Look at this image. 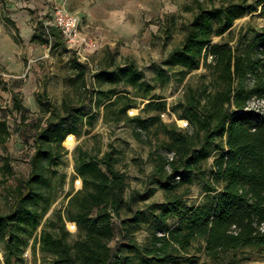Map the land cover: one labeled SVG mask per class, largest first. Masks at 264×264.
<instances>
[{
  "label": "trees",
  "instance_id": "trees-1",
  "mask_svg": "<svg viewBox=\"0 0 264 264\" xmlns=\"http://www.w3.org/2000/svg\"><path fill=\"white\" fill-rule=\"evenodd\" d=\"M209 1L210 6L201 0L184 5L185 11L195 13L184 28L181 45L164 60L168 67L181 70V82L189 72L200 68L206 71L202 75L206 80L197 87L187 86L183 102L173 107L178 117L188 120L189 128L183 131L161 122L160 113L169 110L163 101L146 104V109L157 112L153 116L128 118L138 135L159 123L169 139L152 174L155 183L166 192V201L150 204L148 213L138 210L122 221L124 227H135L153 218L150 242L140 246L130 232L128 241L116 251L110 247L115 235L114 215L127 205L126 177L117 168L119 158L114 149L102 156L78 150L74 155V177H80L84 187L70 200L76 212L68 214V220L76 223L79 238L69 242L71 232L61 215L60 234L42 230L38 242L41 250L52 256V264H210L189 255L197 243L207 258L219 264L224 255L243 248L264 253V111L250 106L252 100L264 101V30H233L236 20L246 15L259 10L264 17V0ZM6 21L14 23L8 17ZM45 28L49 37L35 33L32 40L50 43L55 49L66 46L61 32L53 26ZM216 37L229 40L214 41ZM71 62L97 112L87 109V96L77 104L63 101L58 105L38 99L41 117L30 122L34 152L29 160V174L18 177L10 189L9 211H0V242L6 264L12 257L23 260L25 247L48 210L52 174L66 154L62 143L67 135L80 138L90 133L101 107L108 111L124 101L114 114L116 121L121 120L133 100L123 95L119 86L131 87L144 96L155 88L144 80L134 60L118 64L109 54L105 66L94 73L95 86L89 90L88 65L79 57H73ZM12 94V109L23 115L20 95ZM9 136L8 122L0 118V145ZM215 143L218 153L212 163V179L205 184L204 200L189 205L178 190L194 182ZM0 171L4 176H16L8 156L3 157ZM41 204H45V209L39 210ZM171 219L175 221L168 224Z\"/></svg>",
  "mask_w": 264,
  "mask_h": 264
},
{
  "label": "rangeland",
  "instance_id": "rangeland-1",
  "mask_svg": "<svg viewBox=\"0 0 264 264\" xmlns=\"http://www.w3.org/2000/svg\"><path fill=\"white\" fill-rule=\"evenodd\" d=\"M201 1L211 5L209 0ZM214 1L218 3V0ZM185 4L194 5V0H0V118H6L10 130L8 140L0 145V166L3 157L8 156L16 172V176L9 177L0 171L1 212L10 209V189L17 184V178L27 177L30 171L29 160L34 152V132L30 122L41 117L38 99L51 100L58 105L63 101L77 104L87 96V109L97 112L88 97L89 93L78 81L77 72L72 67L73 57L79 56L89 67L86 75L89 90L95 86L94 73L105 66L104 61L109 54L114 55L118 64L134 60L142 70L144 80L155 87L149 95L144 96L136 89L119 86L123 95L133 100V105L127 108L121 120L116 121L114 114L124 101L110 107L108 111L101 107L90 133L80 138L73 134L67 135L62 143L67 150L66 154L56 173L52 174V188L47 195L48 210L25 247L23 260L12 257L10 264H52V256L41 250L38 237L44 229L60 234L59 216L70 221L68 214L76 212V206L70 200L84 187V183L82 189L80 185H75L77 177H74V155L78 150L102 156L106 151L114 149L119 158L117 168L126 177L127 205L120 214L114 215L115 235L109 242L110 247L116 251L122 243L128 241L130 232L138 245L150 242L154 231L153 218L135 227L128 224L124 227L122 221L132 217L138 210L148 213L150 204L159 205L166 201V192L155 183L152 174L158 155L165 154L169 139L159 123L138 135L128 118L137 115L143 118L153 116L157 112L153 108L146 109V104L152 100L163 101L169 108L164 113L172 114L163 117L160 113L161 122L183 131L189 128L181 127L177 121L181 117L173 111V107L183 102L187 86L197 87L206 80L202 76L206 71L200 68L189 72L181 82V70L164 64V60L181 45L186 34L184 28L195 13L185 11ZM57 7L67 8L79 16L80 46L76 47L66 40L65 47L55 49L50 47V43L41 44L39 40H32L35 33L42 36L45 33L49 37L45 26L53 19ZM7 17L14 23H8ZM240 28L264 30V17L259 10L246 15L236 20L233 26L235 33ZM224 40L229 39H214ZM12 92L20 95L23 115L12 109ZM250 106L264 111V101L252 100ZM23 116H26L25 121ZM70 135L74 137L68 139ZM217 144H213L211 154L201 163L194 182L178 190L189 205L204 200L205 184L212 179L211 169L218 153L215 150ZM43 209L45 204L39 206V210ZM174 221L171 219L168 224ZM78 238L79 232L75 231L71 232L68 240L72 243ZM199 246V243L195 244L189 255L199 262L219 264L207 258ZM0 264H6L2 242ZM222 264H264V253L250 248L239 249L224 255Z\"/></svg>",
  "mask_w": 264,
  "mask_h": 264
},
{
  "label": "built area",
  "instance_id": "built-area-1",
  "mask_svg": "<svg viewBox=\"0 0 264 264\" xmlns=\"http://www.w3.org/2000/svg\"><path fill=\"white\" fill-rule=\"evenodd\" d=\"M80 23H81L80 18L76 13L69 11L67 8L57 7L55 9L53 19L48 22L46 27L47 28H48V26L55 27L59 32H61V34L64 36L65 40H68L70 43H72V44L76 45V47H78L81 45V42H80L81 35L79 34ZM79 60H81L80 57H79ZM171 114H172V112L162 113L163 117H165L167 115L169 116ZM177 121L180 123L181 127H183V128H187L189 126V122L185 118H181ZM70 137H74V136L70 135ZM169 156L172 157V153H170ZM75 185L77 187L80 185L79 188H82L83 183H82V179L80 177H77L75 179ZM66 225H67L68 230L70 232L77 231V225L75 222L66 221Z\"/></svg>",
  "mask_w": 264,
  "mask_h": 264
}]
</instances>
